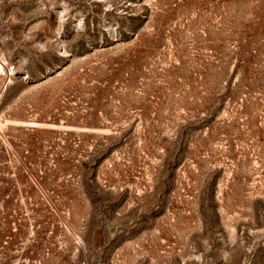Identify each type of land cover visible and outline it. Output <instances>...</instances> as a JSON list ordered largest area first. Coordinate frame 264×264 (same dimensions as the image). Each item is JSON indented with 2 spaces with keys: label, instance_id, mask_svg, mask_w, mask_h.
Segmentation results:
<instances>
[{
  "label": "rangeland",
  "instance_id": "obj_1",
  "mask_svg": "<svg viewBox=\"0 0 264 264\" xmlns=\"http://www.w3.org/2000/svg\"><path fill=\"white\" fill-rule=\"evenodd\" d=\"M0 264H264V0H0Z\"/></svg>",
  "mask_w": 264,
  "mask_h": 264
}]
</instances>
